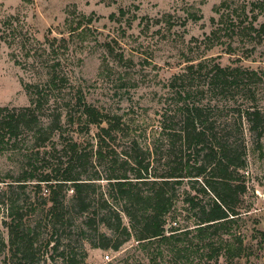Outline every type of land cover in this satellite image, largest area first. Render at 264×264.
I'll use <instances>...</instances> for the list:
<instances>
[{
	"label": "trees",
	"instance_id": "16d2710c",
	"mask_svg": "<svg viewBox=\"0 0 264 264\" xmlns=\"http://www.w3.org/2000/svg\"><path fill=\"white\" fill-rule=\"evenodd\" d=\"M188 8L189 18H201L198 8ZM212 10L217 16L209 18L213 27L206 35L208 48L223 35L251 48L264 40V0H220ZM216 57L188 60L172 73L157 124L149 131L133 130L128 144L120 143L127 135L120 116L102 112L78 92V125L87 131L95 128L94 142L87 149L70 137L58 145L52 135L62 134L71 110L60 97L61 70L52 66L46 80L23 83L27 105L0 106V149L14 146L23 133L31 135L36 149L25 154L16 180L22 188L36 180L32 193L44 208L35 221L46 218V227L55 232L57 225L71 226L93 247L115 250L130 238L142 247L155 241L167 247L172 264L242 256V240L231 228L240 219L247 193L246 134L255 145L264 134V109L257 97L264 69L223 65ZM52 151L65 156L60 172L43 169ZM104 163V171L95 168ZM103 179L107 193L100 188ZM42 183L46 195H40ZM25 195L21 204L9 199L10 221L5 224L9 250L22 256L20 263L32 264L33 232L39 225L24 220L21 208L29 199ZM0 246L7 247L1 235ZM64 260L80 264L73 256Z\"/></svg>",
	"mask_w": 264,
	"mask_h": 264
},
{
	"label": "rangeland",
	"instance_id": "374dc122",
	"mask_svg": "<svg viewBox=\"0 0 264 264\" xmlns=\"http://www.w3.org/2000/svg\"><path fill=\"white\" fill-rule=\"evenodd\" d=\"M219 1L0 0V106L27 105L29 96L23 83L46 80L47 68L54 66L62 72V103L71 107L62 134L52 135L58 145L70 137L87 149L94 142L95 128L87 131L78 125V105L74 104L78 92L102 112L120 116L127 131L120 143L128 144L133 130L146 127L149 131L157 124L166 81L188 60L217 56L223 65L238 63L264 69V40L251 48L252 44L223 35L211 47L206 46V35L213 27L209 18L217 16L212 7ZM190 5L199 9L200 19L188 17ZM257 97L264 109V83L258 84ZM246 139L247 193L240 219L231 228L242 240L243 255L232 259L220 256L207 264H264V134L257 145L248 134ZM115 146L121 149L118 144ZM35 149L28 133H23L14 146L0 149V235L7 244L6 249L0 246V264H26L20 263V254L9 250L5 224L10 221L9 199H19L21 204L26 193L29 199L21 212L24 220L32 223L44 208L42 199L32 193L36 180L27 181L24 188L16 180L22 175L25 154ZM50 154L43 169L60 172L65 156L59 158L61 153L53 151ZM95 168L104 171L106 164ZM99 184L106 192V180ZM70 193L68 190L67 195ZM46 194L42 183L40 195ZM82 218L79 216L78 220ZM37 219L32 264H66L64 259L72 256L80 264H172L164 244L153 241L142 247L130 238L115 250L93 247L77 229L57 225L55 232L46 227V218ZM100 228L110 233L105 227ZM57 244L55 250L53 246ZM198 260L195 258L191 264H205Z\"/></svg>",
	"mask_w": 264,
	"mask_h": 264
}]
</instances>
